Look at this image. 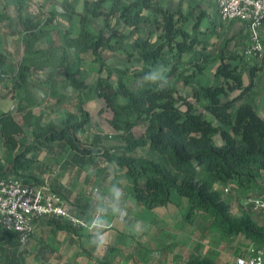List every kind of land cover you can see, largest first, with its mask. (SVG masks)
Returning <instances> with one entry per match:
<instances>
[{"label": "trees", "instance_id": "16d2710c", "mask_svg": "<svg viewBox=\"0 0 264 264\" xmlns=\"http://www.w3.org/2000/svg\"><path fill=\"white\" fill-rule=\"evenodd\" d=\"M76 1L72 4L66 0L62 15L70 21L78 16L80 33L72 37L69 29L63 34L56 64L66 69L71 88L81 94L92 90L101 100L105 110L111 113L108 122L114 131L112 137L122 144L106 147L108 136L90 134L92 116L83 109L82 99L79 115L68 113L63 120L47 127L42 126L41 116L30 114L29 105H21L17 113L26 115L25 126L32 129V141L25 134V126L17 122V115L0 114L3 140L6 144L24 147L9 168L0 172V177L14 176L34 185L44 184L35 172L40 166L39 154L42 150L54 153L58 161L70 149L72 162L97 166L102 163L124 171L131 195L144 209L169 206L173 194L177 193L189 203L186 221L209 216L225 236H243L252 245L264 249L261 215L245 207L235 216L233 204L226 197L234 190L239 194L254 190L264 175V119L253 106L254 80L260 68L247 65L251 83L245 85V56L238 50H228L233 41L242 44L241 39L227 38L224 32L227 24L219 18L215 2L181 0L172 12L160 0H84V10L78 13ZM208 1L213 2L211 7L216 16L205 8ZM14 2L20 13L29 6V0ZM184 2L187 9L183 7ZM59 15L52 13V16ZM99 18L104 20V26L95 33L91 25ZM192 20L194 25L189 32L186 26ZM21 25L25 32L26 57L9 91L12 100L20 97L18 92L26 87L32 69L46 66L32 57L41 59L53 51V48L48 51L36 48L49 34L46 23L41 25L38 20L22 18ZM214 37L221 42L216 50L212 48L215 44H211ZM242 46L247 56L249 46ZM66 48L94 57L98 78L92 87L80 79L79 70H67ZM106 51L124 52L127 58L137 59L141 69L129 74L128 70L110 67L104 61ZM5 64V57L0 54V79L7 74ZM213 65L216 69L211 80L206 72ZM150 73L157 75L155 81L146 79ZM114 75H118L117 81ZM128 75L135 80L134 87L125 82ZM176 83H183L189 93L178 96ZM103 106L100 115L104 113ZM139 127L143 128L141 136L135 134ZM51 188L73 214L81 217L74 211L77 207L68 205L63 192ZM225 188H230V193H225ZM61 229L70 231L72 227L66 223ZM0 242V258L9 254L4 262L15 264L12 256L20 255L18 251L26 243L19 234L3 231H0ZM184 264L217 263L191 258Z\"/></svg>", "mask_w": 264, "mask_h": 264}, {"label": "crops", "instance_id": "0c3cea01", "mask_svg": "<svg viewBox=\"0 0 264 264\" xmlns=\"http://www.w3.org/2000/svg\"><path fill=\"white\" fill-rule=\"evenodd\" d=\"M65 1L66 0H29V6L24 8L22 13H20L14 0H0V54L5 57V69L7 71V74L2 76L3 79H0V102L8 100L11 101L13 105L18 104L16 110L10 108L6 109L5 105L2 107L0 106V114L12 110V113L16 115L18 114L17 110L19 109V106L29 105V108H32L34 107V102L36 100L42 101L44 99L47 102H55L58 105L57 109L61 108L59 111V114L61 113V115L58 121L60 122L68 113H78V111L76 112L75 110H64L63 107L67 106L65 104H67L68 101L77 100V102H80L81 99L82 102L86 101V91H83L81 94L77 90L71 88L69 86V81L66 78V69L59 68L56 64L59 55V48L63 45V34L70 29L72 31L71 36L78 37L81 29L78 16H73L70 21L66 16L62 15L64 12L63 3ZM68 2L74 4L75 0H68ZM84 2V0H79L77 4L75 3L76 11L78 13L83 12ZM180 2L181 0H168L163 3V5L170 11L174 12L177 10ZM183 7L184 9H187L186 2H184ZM52 13H59L60 15L52 16ZM216 13L217 12L215 11V14ZM22 18H32L40 21L41 25L44 23L48 25L49 34L37 43L36 48L44 51L53 48V51H50L41 59H36L37 57L35 56L32 57V60L35 62H45L46 66L40 70H34L33 68L26 87L24 90L18 92L20 97L17 100H12L9 97L10 93L6 96H2L4 94V91L2 90L9 88L8 92L10 91L14 77L18 73L22 62L26 57L24 53L25 32L21 25ZM232 23L239 24L244 30V26L241 22L234 21ZM188 25L190 26L189 28ZM193 25L194 21L192 20L187 24L186 29L191 32ZM103 26L104 20L99 18L93 22L91 30L95 33H99ZM66 49L68 56L67 70H79L80 79L87 84L89 83L87 82L88 80L83 65L87 62L85 56L92 58L91 60H93L94 67L97 70L94 81L95 83L98 78V65L96 64L94 57L90 54L79 53L73 48ZM117 53L123 52L106 51L103 54L104 61L110 67L113 66L108 63L107 59ZM249 67L254 66L252 65ZM249 67L247 66V70L244 74L245 85H250L251 83ZM260 73V71L257 72V76L254 80L253 106L257 113L264 119V75L262 76ZM58 77H61L62 85H64V90L63 93L60 92L61 94H59V86L62 85H58ZM237 94L238 92L233 93V95ZM26 95L28 99L26 98ZM31 97L33 100H31ZM94 97L98 102L103 104L95 94ZM49 111L38 115L42 117L41 124L44 127H47V125L51 123H58L53 117V112ZM33 116L36 115L34 114ZM29 128L31 129V127ZM95 134L100 133L96 132ZM101 135L104 137L105 134ZM112 136L113 134L109 137ZM29 137V141H32V129L31 136ZM70 152L71 150L68 149L58 161H55L56 155L54 153L51 154L42 150L38 156L40 166L35 169L38 170L35 172L42 182L48 183L53 188L58 189L66 195L69 200L68 205L74 209L77 207L74 211L80 215L83 220H86L88 226L84 228L71 226L72 229L68 231L61 229V227L67 223L64 220L49 217L42 218L37 223V229L33 238L26 243V245L20 247V250L18 251L20 255L15 254L12 256L13 260H15V264H120L122 262H127L128 259L125 258V260H123V258L130 257L131 255L132 264H154L159 261H161V264H184L191 258H197V254L194 251V246H192V244H189L184 248L167 249V246L173 242L164 239L167 235V231L164 229L153 228L150 231L163 238L162 240H165V243H161V241L159 242L160 247L158 244H155V240L149 239L145 244L147 248L144 249V251H142V247L138 242H134L133 244L132 241L130 242V246L126 249L123 240H125V238L130 239L134 234L123 230V222L118 218H114V216L119 214H113L111 211V189L113 186L119 187L116 177L114 175L106 174L107 172L104 170L106 168L105 164L101 163L97 166L91 163H84L82 165L77 162H72L69 158ZM39 167H42L40 172ZM258 184V187L254 189L255 192H258L257 195L264 190V175L258 181ZM119 188L121 189V187ZM217 188H219V186H217ZM121 191L123 196L124 190L121 189ZM175 195L178 194H173L172 201ZM73 203L76 205L74 206ZM245 203L246 202L243 204L242 201V209H245ZM101 204H103L104 207L109 208V213L106 217L107 223L103 229L108 243L104 247L98 248L91 242L92 233L90 228L91 219L97 214V207ZM187 213L188 210L186 214ZM144 231L146 230L143 229L142 232ZM147 232L146 235L148 234ZM241 237L245 241V248L242 251H239L235 257L234 255L231 256V259H234L226 264L233 263L238 257L245 255L248 249L253 246L250 241L246 240L243 236ZM8 256L9 254H5L4 257L0 258L1 264H8L4 262ZM214 262L217 264L219 263L217 261Z\"/></svg>", "mask_w": 264, "mask_h": 264}, {"label": "rangeland", "instance_id": "374dc122", "mask_svg": "<svg viewBox=\"0 0 264 264\" xmlns=\"http://www.w3.org/2000/svg\"><path fill=\"white\" fill-rule=\"evenodd\" d=\"M78 1L79 0L76 1V4L78 3ZM166 1L168 0H160L162 4L165 3ZM204 6L205 8L209 9V11L212 13L213 16H216L215 9L211 7L212 2L208 1L207 3L204 4ZM206 24L207 21L204 23L203 29L205 28ZM189 27L190 26L188 25V28ZM224 32L227 34V38L236 37L239 40L241 39L242 44L249 46V48L253 45V41L251 40L248 33L244 31L242 27L237 23L227 24V26H225ZM260 40L264 48V24L260 30ZM213 43L215 44L212 47L213 50H216L221 46L220 40L216 37L211 39V44ZM242 44L241 43L237 44L236 41L231 42L228 48L229 52L230 51L234 52L235 50H238L240 54L245 56L246 66L253 65L257 68H260V72H261L260 74H262L263 76L264 49H263L262 57H257L255 55L246 56L244 55L245 47L243 48ZM85 57L87 59V62L86 64L83 65V67L85 68V73L88 80L87 82L90 84L89 86L92 87L96 78L95 75L97 73V70L94 67L93 60H91L92 58L89 56H85ZM107 61L111 66H113L112 68H117L120 70H128L129 74L138 71L141 68V64L137 61V59L127 58V55H125L124 52L117 53L111 56L110 58L107 59ZM215 69H216V65H213L210 69H208V71L206 72V77L213 80ZM58 78H59L58 85H62L61 77ZM114 78L115 81H117L118 75H114ZM124 79L125 82L128 84V86L134 87L135 80L131 76L128 75ZM172 81L174 82V80ZM59 87H60L59 94H61L60 92L63 93L64 85ZM176 88L178 91L177 92L178 96L186 95L187 93H189V88L185 87L183 83H176ZM8 90L9 88L3 89L2 91H4V94L1 95L6 96L7 94H9L10 92H8ZM92 93H93L92 90H87L86 101L82 102L83 103L82 105L84 106L83 109L92 116L90 123L91 127L89 128V131L91 132L90 134H94L98 132L100 134H105L106 136L109 137L112 134V132H114L108 122V120L111 117V113L105 110V107L96 100L94 94ZM26 98L28 99L27 95ZM17 99L18 98H16L15 100ZM31 100H33L32 97ZM3 105H5L6 109L10 108L16 110L18 108V104L13 105V103L8 100L1 101L0 106L2 107ZM65 105L67 106L63 107L64 110H70V111L75 110L77 112L79 106L81 105V101L80 102L79 101L77 102V100L68 101L67 104ZM57 106L58 105L55 102H49V101L47 102L44 99L42 101L36 100L34 102V107L30 108L29 112L32 115L35 114L36 116H38L39 114L48 112L51 109L49 112L51 111L53 112V117L58 122L61 115V113L59 114L61 108L57 109ZM102 106L104 109V113L100 115L99 112L100 109H102ZM10 112H12V110H10ZM16 115H17V122L20 125L22 126L27 125L26 115H22V114H16ZM25 134L27 137L31 136V129L27 126H25ZM135 134L137 136L143 135V128L140 127L137 128L135 130ZM105 143H106L105 144L106 147H114L122 144L121 141L113 137H109V139H107ZM23 150L24 147L20 144H15V145L6 144V142L3 140V138L0 135V172L2 171L4 172L5 170H7L9 168V164L12 163L13 158L16 155L21 154ZM141 152L142 150L138 151V153ZM104 170L107 172L106 174L114 175L116 177V180L118 181V186L124 190V195L120 200V206L127 211V215L124 217H121L120 215H116L114 216V218H118L120 219V221L123 222L124 225L123 230L134 234L131 237L129 236L130 239L125 238V240H123L124 247L126 249L130 246V242L132 241L133 244L134 242H138V244L141 245L142 247V251H144V249L147 248L145 244L149 239L155 240V244H158L160 247L159 242L161 241V243L162 242L165 243V240H162L163 238L159 237L156 233H151L150 231L153 228L164 229L165 231H167L166 238L164 239H168L169 241L173 242L167 246V249L171 250L176 248H184L189 244H192V246H194L193 249L197 254V258L210 259L219 262L218 264H226L232 261L234 258L231 259V256L234 255L235 257L237 253H239V251H242L245 248L246 244L241 236H233V237L225 236L214 225L213 219L209 216L205 218L195 217L192 218L190 221H186V212L188 210L189 203L185 198H181L178 195L174 196L173 201L169 206L159 207L154 210L144 209L143 207L137 204V202L131 195L130 183L126 178L124 171L118 169L116 166L113 165L107 166ZM221 190L223 192L222 187ZM257 193L258 192L252 190L250 192H247L246 194H239L234 190L228 196H226L233 204V214L235 216L240 215L242 201L244 204V202H246L245 201L246 199H249L257 195ZM248 208L250 209V207ZM112 213L114 214V212ZM137 225H139V227H137ZM143 229H145L146 231L142 232ZM146 232L148 233L147 235ZM125 258H127L128 261L122 262L120 264H132L131 263L132 255L130 257H124L123 260H125ZM160 262L161 261L155 262L154 264H161Z\"/></svg>", "mask_w": 264, "mask_h": 264}, {"label": "built area", "instance_id": "2783aa9c", "mask_svg": "<svg viewBox=\"0 0 264 264\" xmlns=\"http://www.w3.org/2000/svg\"><path fill=\"white\" fill-rule=\"evenodd\" d=\"M224 23L241 22L253 45L247 55L263 56L260 30L264 24V0H213ZM230 193V188H225ZM245 207L261 215L264 221V190L246 200ZM55 217L73 227L88 224L72 213L63 198L48 183L34 185L14 176L0 177V231L13 232L26 243L37 229L39 220ZM230 264H264V249L251 246L245 255Z\"/></svg>", "mask_w": 264, "mask_h": 264}, {"label": "clouds", "instance_id": "9594fccd", "mask_svg": "<svg viewBox=\"0 0 264 264\" xmlns=\"http://www.w3.org/2000/svg\"><path fill=\"white\" fill-rule=\"evenodd\" d=\"M146 79L151 81H155L157 79V75L150 73ZM122 196V191L119 187L113 186L111 189V211L114 213H118L121 217L127 215V211L120 207V200ZM109 213V208L100 205L97 207V214L91 219V228L90 231L92 233L91 242L95 244L98 248L104 247L108 241L104 232V226L107 223L106 217ZM139 227V225H137Z\"/></svg>", "mask_w": 264, "mask_h": 264}]
</instances>
